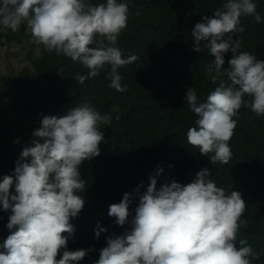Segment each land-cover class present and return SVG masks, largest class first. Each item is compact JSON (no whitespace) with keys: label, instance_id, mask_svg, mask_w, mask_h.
<instances>
[{"label":"clouds","instance_id":"1","mask_svg":"<svg viewBox=\"0 0 264 264\" xmlns=\"http://www.w3.org/2000/svg\"><path fill=\"white\" fill-rule=\"evenodd\" d=\"M256 9L254 0H226L191 31L193 50L207 49L215 58L207 74L218 86L203 101L195 87L187 90L186 103L198 118L186 138L201 154L213 153L208 155L213 165L228 164L232 158L229 141L241 107L264 115V61L246 51L238 53L240 39L233 41L228 35L245 31L242 16L261 23ZM128 13L129 4L118 0L99 4L91 0H0V27L15 32L26 23L34 42L45 51L71 58L88 70L87 75H76L80 85L110 66L108 87L125 92L127 86H121L117 70L138 59L134 54L124 58L117 47L119 34L127 28ZM228 51L233 56L225 68ZM245 96L251 100L245 101ZM112 111L119 120L118 107L114 105ZM112 119L87 103L68 108L60 116H43L30 145L20 152L14 174L0 182V205L4 211L11 210L6 225L10 234L0 243V264H74L88 255L89 249L67 250L76 231L70 221L85 204L78 195L85 189L78 169L84 160L100 155L104 132L99 125H110ZM162 172L158 166L143 193L141 184L109 206L108 215L116 225L124 226L129 223L131 203L139 199L131 229L107 236V246L99 250L96 264H252L260 258L261 253L245 239L237 247L238 233L247 224L241 222L247 205L240 192L218 187L207 168L187 185L171 180L157 189ZM13 185L14 193L10 192ZM107 231L98 224L95 238Z\"/></svg>","mask_w":264,"mask_h":264},{"label":"trees","instance_id":"2","mask_svg":"<svg viewBox=\"0 0 264 264\" xmlns=\"http://www.w3.org/2000/svg\"><path fill=\"white\" fill-rule=\"evenodd\" d=\"M118 2H127L129 13L117 47L124 58L138 56L135 62L117 70L121 86H127L125 92L108 87L110 66L80 85L76 75H87L88 70L71 58L49 54L42 45L35 44L29 39L34 38L32 34L24 33L26 23L15 32L0 27V40L16 48V56L27 64L15 75L7 76L0 70V182L5 175L14 174L15 162L23 147L30 145L43 116H60L68 108L87 103L113 119L110 125H99L104 132L100 155L84 160L78 169L85 181V189L78 195L85 204L79 216L70 221L76 231L68 240L67 250L90 251L74 264H96L99 250L107 246L106 237L131 229L138 197L129 207V223L124 226L116 225L115 218L108 215L109 206L141 184V193L146 191L149 177L155 175L158 166L163 172L157 177V189L171 180L187 185L197 172L207 168L218 187L240 192L247 205L241 222L246 220L247 224H242L238 233L237 247L240 239L247 240L261 253L252 264H264V115L257 116L250 108L241 107L234 117L237 127L229 141L233 155L228 164L213 165L209 157L213 153L201 154L186 138L187 130L198 118L186 103L187 90L195 87L198 99L203 101L218 86L207 74L215 58L207 49L193 50L191 31L204 16H213L226 0ZM254 3L262 22L242 16L245 31L228 35L233 41L240 39L238 53L246 51L264 61V0ZM232 56L231 51L224 54L223 67H228ZM244 100L250 101L251 97L245 96ZM114 105L119 109V120L112 111ZM14 191L13 185L10 192ZM10 215L11 210L4 211L0 205V243L10 234L6 227ZM98 224L108 230L99 239L95 238Z\"/></svg>","mask_w":264,"mask_h":264},{"label":"rangeland","instance_id":"3","mask_svg":"<svg viewBox=\"0 0 264 264\" xmlns=\"http://www.w3.org/2000/svg\"><path fill=\"white\" fill-rule=\"evenodd\" d=\"M25 34L29 35L31 33V30L29 28H26L24 31ZM30 40H33L34 38H29ZM4 40V39H3ZM0 40V70L1 73L9 75H15L17 74L23 67L24 64L21 62V58H18L16 56L17 49L14 47H9L8 44L5 43V40ZM35 43V42H34ZM36 44V43H35Z\"/></svg>","mask_w":264,"mask_h":264}]
</instances>
